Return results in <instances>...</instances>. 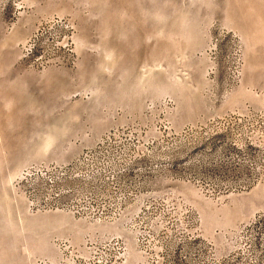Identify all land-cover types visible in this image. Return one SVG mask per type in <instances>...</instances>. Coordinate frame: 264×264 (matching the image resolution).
<instances>
[{"label":"rangeland","instance_id":"1","mask_svg":"<svg viewBox=\"0 0 264 264\" xmlns=\"http://www.w3.org/2000/svg\"><path fill=\"white\" fill-rule=\"evenodd\" d=\"M0 264H264V0H0Z\"/></svg>","mask_w":264,"mask_h":264}]
</instances>
